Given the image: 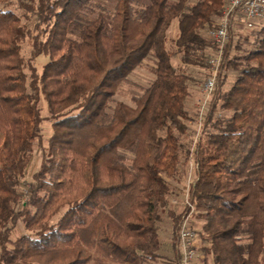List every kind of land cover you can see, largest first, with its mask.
<instances>
[{
	"label": "trees",
	"instance_id": "1",
	"mask_svg": "<svg viewBox=\"0 0 264 264\" xmlns=\"http://www.w3.org/2000/svg\"><path fill=\"white\" fill-rule=\"evenodd\" d=\"M109 2L0 0V264H178L179 225L190 207L167 209L178 194L168 180L180 176L182 159L196 168L186 201L200 223L202 264H264V24L246 48L229 35L189 148L187 70L207 68L206 31L225 0ZM26 40L29 58L21 56ZM41 55L48 61L38 74L33 59ZM144 61L154 79L134 107L115 101ZM45 119L52 133L23 202L20 181ZM165 210L167 259L159 234ZM19 222L25 232L11 240Z\"/></svg>",
	"mask_w": 264,
	"mask_h": 264
},
{
	"label": "rangeland",
	"instance_id": "2",
	"mask_svg": "<svg viewBox=\"0 0 264 264\" xmlns=\"http://www.w3.org/2000/svg\"><path fill=\"white\" fill-rule=\"evenodd\" d=\"M116 0H110L109 6L113 5ZM136 4L142 5L146 3V0H135ZM22 22L25 21L22 19ZM264 24V21L256 23L251 30H244V29H235L231 35V43L235 45L236 43L243 48H246L248 45L244 42L252 43L254 40V33L258 31V29ZM31 26V25H30ZM34 34V30L32 31ZM177 34L176 23L172 22L171 26L169 27L166 35H167V43L166 47L171 49L172 48V40L175 39ZM225 49V48H224ZM32 48H31V41L26 40L22 44L21 48V56L23 58H29L31 56ZM234 53H237L234 48L230 49V56H233ZM48 61V57L41 55L37 58L33 59V65L38 74H40L42 66ZM171 63L174 67L180 66L179 56L174 57L171 60ZM152 64L149 61H144V63L137 67L131 75L127 78V80L121 83L116 91L114 96L115 101L124 102L125 104L134 107L133 97H137L141 94V90L146 87V85L154 79V75L150 71V67ZM188 74L192 77L193 82L190 84L189 89V97L187 99V107L189 110V115L191 121L188 122L189 128V135L182 139L183 143L188 145L189 148L194 147L195 143L197 142L201 129L204 125V120L201 122L198 118L197 113V101L201 98V85L203 84L204 80L208 76V72L204 67H188L187 70ZM231 84V78H228L227 82L222 87L223 90L227 89ZM45 102L41 101V115L42 117H47V110L45 106ZM216 115H223L221 112H217ZM52 133L51 122L48 120H43L41 125L38 128V140L35 142L33 146V151L30 157V160L25 169V176L20 181V188L19 191L22 194L21 201L26 200V195L31 188L32 184V175L38 171L40 165L43 160V155L45 150L47 149V139L50 137ZM180 171L182 172L178 178L174 180H168V183L171 189L178 194L173 197H169L168 207L167 209L173 210L176 214L181 213L184 209L186 204V200L188 197V190L190 186L194 183L196 179V168L192 161V159H188V161L183 162L181 161ZM34 185L32 186V188ZM195 214V210L191 212V225L196 230H200V223L194 219L192 215ZM171 231H172V223L170 218L167 216L166 210L165 212L161 213V222L159 223V234H160V242H161V250L160 254L163 259L170 258L172 256L171 250ZM24 228L22 224L19 222L16 226L13 227L11 232V240H14L16 237L24 233ZM199 245V242H198ZM200 247V246H199ZM159 264H163L161 260Z\"/></svg>",
	"mask_w": 264,
	"mask_h": 264
},
{
	"label": "built area",
	"instance_id": "3",
	"mask_svg": "<svg viewBox=\"0 0 264 264\" xmlns=\"http://www.w3.org/2000/svg\"><path fill=\"white\" fill-rule=\"evenodd\" d=\"M264 21V0H225L221 17L216 26L206 31L212 49L206 56L208 76L201 85V98L197 101L199 121L205 119L211 99L215 93L224 48L229 35L237 28L251 30L256 23ZM179 225L177 251L178 264H202L198 245V230L191 225V212Z\"/></svg>",
	"mask_w": 264,
	"mask_h": 264
}]
</instances>
